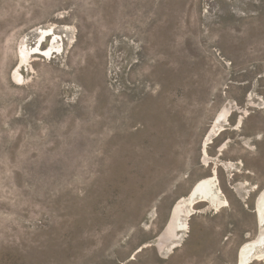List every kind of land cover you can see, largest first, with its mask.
<instances>
[{
    "label": "rangeland",
    "instance_id": "rangeland-1",
    "mask_svg": "<svg viewBox=\"0 0 264 264\" xmlns=\"http://www.w3.org/2000/svg\"><path fill=\"white\" fill-rule=\"evenodd\" d=\"M214 167L229 206L160 253ZM263 188L264 0H0V264H236Z\"/></svg>",
    "mask_w": 264,
    "mask_h": 264
},
{
    "label": "bare ground",
    "instance_id": "bare-ground-1",
    "mask_svg": "<svg viewBox=\"0 0 264 264\" xmlns=\"http://www.w3.org/2000/svg\"><path fill=\"white\" fill-rule=\"evenodd\" d=\"M51 32L52 31L50 30H42L40 36L37 39L35 48L32 47L31 49H26L25 46L20 47L19 64L14 70V81L17 84L23 83V77L20 73V70L24 65L27 64L28 56L31 51L35 53L42 51L46 57H50V55L55 51L60 53V48L57 47L58 36L56 35L49 39L47 50H43V38ZM242 114L247 115L248 113L245 112ZM232 116L233 113L231 109H222L215 117V125H230V118ZM237 119L238 120L236 122L235 130H240L243 124L244 116H241ZM219 130L223 131L224 127ZM229 143L230 141H227L221 145V148L218 150L219 155L224 154ZM204 163L206 166L211 164L210 156L206 152H204ZM220 164L224 170L229 173L239 172L240 170L238 163L233 161L219 160L218 165ZM213 170L214 173L212 172L211 175L199 179L193 185L192 188L196 187V191L198 192L197 197H189V192L186 196L180 197L171 207L167 223L170 218L171 221L167 227V233L158 247V251L160 253H172L173 250L178 247L184 233L190 229L188 218L198 212V204L206 205V207L210 208L215 214L221 213L229 206L228 199L224 196L220 185V180L217 175V167H214ZM254 206L257 217L258 232L253 239H250L242 244L238 252L236 264H255L256 261L264 263V188L258 192L254 201Z\"/></svg>",
    "mask_w": 264,
    "mask_h": 264
},
{
    "label": "water",
    "instance_id": "water-1",
    "mask_svg": "<svg viewBox=\"0 0 264 264\" xmlns=\"http://www.w3.org/2000/svg\"><path fill=\"white\" fill-rule=\"evenodd\" d=\"M214 173V171H212ZM197 191H196V187L192 188L190 193H189V197L192 196V197H197ZM171 221V218L169 219L166 227L162 230V232L160 233V235L158 236L156 242H154V246L158 249L159 245L161 244V242L163 241V238L165 237V234L167 233V227L169 225Z\"/></svg>",
    "mask_w": 264,
    "mask_h": 264
},
{
    "label": "flooded vegetation",
    "instance_id": "flooded-vegetation-1",
    "mask_svg": "<svg viewBox=\"0 0 264 264\" xmlns=\"http://www.w3.org/2000/svg\"><path fill=\"white\" fill-rule=\"evenodd\" d=\"M256 263H259V264H264V263H262V262H258V261H256Z\"/></svg>",
    "mask_w": 264,
    "mask_h": 264
}]
</instances>
